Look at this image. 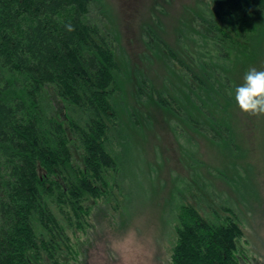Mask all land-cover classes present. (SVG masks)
<instances>
[{
    "label": "trees",
    "instance_id": "16d2710c",
    "mask_svg": "<svg viewBox=\"0 0 264 264\" xmlns=\"http://www.w3.org/2000/svg\"><path fill=\"white\" fill-rule=\"evenodd\" d=\"M98 2L0 0V264H62L91 202L125 182L127 151L153 126L151 107L173 118L197 177L203 140L229 151L227 162L238 153L230 164L238 185L249 179L239 162L258 117L241 112L234 96L250 68L264 70L263 46L251 50L264 38V0H210L195 13L201 29L193 25L189 42L176 39L174 48L153 38L176 77L161 84L120 66L115 39L91 16ZM179 207L171 264H241L234 214L210 219Z\"/></svg>",
    "mask_w": 264,
    "mask_h": 264
},
{
    "label": "rangeland",
    "instance_id": "374dc122",
    "mask_svg": "<svg viewBox=\"0 0 264 264\" xmlns=\"http://www.w3.org/2000/svg\"><path fill=\"white\" fill-rule=\"evenodd\" d=\"M209 3L210 0H100L92 7L91 16L112 34L123 69L143 72L157 84L165 77L176 83V77L166 70V60L159 61L155 55L160 44L153 38L174 48L176 39L189 42L193 25L201 29L199 24H193L195 13H202V7ZM262 37L251 49L254 55L259 46L264 51ZM251 54L243 62L252 58V51ZM53 105L54 113L63 111L59 100L54 99ZM150 111L153 126L143 134H135L127 151L130 160L125 167V182L121 187L113 186L106 197L91 202L88 223L84 230L69 234L72 247L63 251L60 262L171 264L179 205H186L195 206L205 218L235 215L244 232L238 243L241 264H264V117L256 119L254 131L246 132V159L239 163L250 173L249 179L238 185V175L230 165H238V153L227 162L230 152L224 147L199 140L203 144L198 156L204 165L200 170L203 175L198 172L197 177V168L192 172L188 167L191 160L184 153L183 140L171 130L173 118L160 108L151 107ZM205 182L209 186L202 192ZM44 264L51 263L45 259Z\"/></svg>",
    "mask_w": 264,
    "mask_h": 264
},
{
    "label": "clouds",
    "instance_id": "9594fccd",
    "mask_svg": "<svg viewBox=\"0 0 264 264\" xmlns=\"http://www.w3.org/2000/svg\"><path fill=\"white\" fill-rule=\"evenodd\" d=\"M67 30L73 29L69 25ZM234 98L241 112L264 117V70L250 68L244 75L243 83L235 88Z\"/></svg>",
    "mask_w": 264,
    "mask_h": 264
}]
</instances>
